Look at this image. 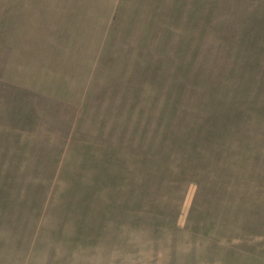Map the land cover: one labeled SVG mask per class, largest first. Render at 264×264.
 Returning <instances> with one entry per match:
<instances>
[{
  "label": "rangeland",
  "instance_id": "1",
  "mask_svg": "<svg viewBox=\"0 0 264 264\" xmlns=\"http://www.w3.org/2000/svg\"><path fill=\"white\" fill-rule=\"evenodd\" d=\"M0 264H264V0H0Z\"/></svg>",
  "mask_w": 264,
  "mask_h": 264
},
{
  "label": "trees",
  "instance_id": "2",
  "mask_svg": "<svg viewBox=\"0 0 264 264\" xmlns=\"http://www.w3.org/2000/svg\"><path fill=\"white\" fill-rule=\"evenodd\" d=\"M222 118V117H221ZM226 121H227V119H224V120H222L219 124H216V125H214L213 124V127L214 126H217V127H214L215 129H211L210 131H215V132H217L218 130H229L230 129V126L229 127H227V124H226ZM202 126V125H201ZM219 127L221 128V129H219ZM226 127V128H225ZM202 129H203V131L204 132H208L207 131V128H205L204 126H202ZM210 133H212V132H210ZM205 134H208V133H205Z\"/></svg>",
  "mask_w": 264,
  "mask_h": 264
}]
</instances>
